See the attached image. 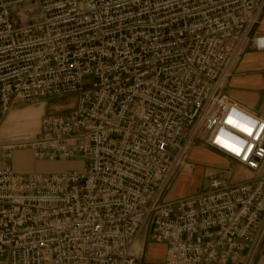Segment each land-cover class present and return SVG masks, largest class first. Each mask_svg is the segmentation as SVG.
<instances>
[{
  "label": "built area",
  "instance_id": "2783aa9c",
  "mask_svg": "<svg viewBox=\"0 0 264 264\" xmlns=\"http://www.w3.org/2000/svg\"><path fill=\"white\" fill-rule=\"evenodd\" d=\"M264 0H0V122L18 104L74 97L39 134L0 147V264H235L264 235V120L221 93ZM234 131H232V130ZM247 170L163 203L196 134ZM251 132V135H249ZM78 170L15 173L3 151Z\"/></svg>",
  "mask_w": 264,
  "mask_h": 264
},
{
  "label": "crops",
  "instance_id": "0c3cea01",
  "mask_svg": "<svg viewBox=\"0 0 264 264\" xmlns=\"http://www.w3.org/2000/svg\"><path fill=\"white\" fill-rule=\"evenodd\" d=\"M253 37L264 36V10L260 14L257 25L253 28ZM221 93L233 100L239 107L247 110L257 118L264 120V50L245 49L239 57L237 64L230 70L227 78L223 82ZM203 144L195 145L189 152V164L191 168L184 170L180 174L183 176H197L199 187L194 189H182L174 182L171 190L165 196V201L173 198H185L199 191L200 184L205 182L209 177H221L227 185L246 182L252 177L247 170L240 168L233 162L220 163L216 156L214 157ZM226 160V159H225ZM64 162V161H63ZM56 165L55 162H47L44 166L51 167ZM76 170V169H72ZM20 174H28L29 172H18ZM189 174V175H187ZM264 176V162L258 176ZM193 185L196 180L191 181ZM264 227V217L262 219ZM144 237L141 236V240ZM152 251L148 259L152 264H163L166 247L159 243H147L146 247ZM145 247V248H146ZM147 249V248H146ZM146 252V251H145ZM235 264H264V235L259 240L257 246L248 245L239 254L238 262Z\"/></svg>",
  "mask_w": 264,
  "mask_h": 264
},
{
  "label": "rangeland",
  "instance_id": "374dc122",
  "mask_svg": "<svg viewBox=\"0 0 264 264\" xmlns=\"http://www.w3.org/2000/svg\"><path fill=\"white\" fill-rule=\"evenodd\" d=\"M75 98L74 97H61V98H50L40 101H34L30 103L25 104H18L15 105L6 115V117L0 122V147H11L16 145L17 143H25L30 141L31 139H34L39 134V123L40 120L45 115H61L64 114L67 111H70L75 107ZM204 139H203V132L199 130V132L196 134L194 138V142L191 146H189L188 150L186 151V157L184 164L180 166L177 170L172 179L170 180L169 187L165 194L162 197L163 203H170L177 200L185 199L186 197L196 196L201 194V192L205 188V182H202L200 184L199 191L195 192L194 194H191L189 196H186L185 198H173L169 201H165V196L168 194L171 190V187L174 182H177V185L182 189H194L198 188V182H197V176H183V178H180V174H183L184 170H187L188 168H191V165L189 164V152L192 147L198 144L204 145ZM205 146V145H204ZM211 154L216 156L217 160L222 163L228 162L225 160L221 155L211 152ZM2 160H4L5 164L11 168V170L15 173L18 172H29L25 175H32V173L36 174H54V173H61L65 170H72L76 169L78 170L80 168V161L76 162H59V161H51V163H54L56 165L47 167L44 166L45 163L50 161H41L33 157L31 153L28 151V149H16L14 151H3ZM18 159V160H17ZM19 162H23L26 165L20 166ZM188 171V170H187ZM189 175V174H187ZM196 180V184H192V180ZM141 236L144 238L141 240ZM138 244H142L144 250L143 255L141 256V259L137 262V264H152V262L148 259L150 252H153L148 246L146 247L147 243H149L146 233L141 232V235L139 236L137 240ZM147 249H146V248ZM146 251V252H145Z\"/></svg>",
  "mask_w": 264,
  "mask_h": 264
},
{
  "label": "bare ground",
  "instance_id": "6f19581e",
  "mask_svg": "<svg viewBox=\"0 0 264 264\" xmlns=\"http://www.w3.org/2000/svg\"><path fill=\"white\" fill-rule=\"evenodd\" d=\"M18 160V159H17ZM20 166H25L26 164L23 162H19Z\"/></svg>",
  "mask_w": 264,
  "mask_h": 264
},
{
  "label": "snow or ice",
  "instance_id": "6c2138e0",
  "mask_svg": "<svg viewBox=\"0 0 264 264\" xmlns=\"http://www.w3.org/2000/svg\"><path fill=\"white\" fill-rule=\"evenodd\" d=\"M249 135H251V132H249Z\"/></svg>",
  "mask_w": 264,
  "mask_h": 264
},
{
  "label": "clouds",
  "instance_id": "9594fccd",
  "mask_svg": "<svg viewBox=\"0 0 264 264\" xmlns=\"http://www.w3.org/2000/svg\"><path fill=\"white\" fill-rule=\"evenodd\" d=\"M232 130V129H231ZM232 131H234V130H232ZM235 132V131H234Z\"/></svg>",
  "mask_w": 264,
  "mask_h": 264
}]
</instances>
